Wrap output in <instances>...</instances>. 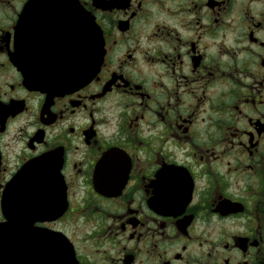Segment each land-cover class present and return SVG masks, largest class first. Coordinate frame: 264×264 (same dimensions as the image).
<instances>
[{"label": "flooded vegetation", "instance_id": "1", "mask_svg": "<svg viewBox=\"0 0 264 264\" xmlns=\"http://www.w3.org/2000/svg\"><path fill=\"white\" fill-rule=\"evenodd\" d=\"M94 28L88 83L24 84ZM47 153L67 208L34 227L57 233L0 237V264H264V0H0V223Z\"/></svg>", "mask_w": 264, "mask_h": 264}, {"label": "water", "instance_id": "2", "mask_svg": "<svg viewBox=\"0 0 264 264\" xmlns=\"http://www.w3.org/2000/svg\"><path fill=\"white\" fill-rule=\"evenodd\" d=\"M90 31L82 25V38ZM102 42L96 30L91 40L82 42L81 57L66 59L57 65L42 68V76L35 79L25 75V85H53L60 89H71L90 81L97 73L102 60ZM25 71L31 68L21 63ZM70 64H76L71 71ZM20 69L22 66L19 64ZM69 71L71 74L65 72ZM52 71V72H50ZM50 73V74H48ZM60 163L54 155L36 158L24 166L3 191L1 210L4 222L0 224L1 238H7L2 253H10V233H52L35 228L34 224L57 220L66 208L65 188L59 175ZM68 252H66V255ZM59 264H74L70 256Z\"/></svg>", "mask_w": 264, "mask_h": 264}, {"label": "rangeland", "instance_id": "3", "mask_svg": "<svg viewBox=\"0 0 264 264\" xmlns=\"http://www.w3.org/2000/svg\"><path fill=\"white\" fill-rule=\"evenodd\" d=\"M57 228H60V226H58Z\"/></svg>", "mask_w": 264, "mask_h": 264}]
</instances>
